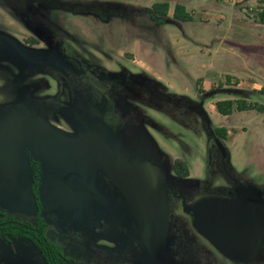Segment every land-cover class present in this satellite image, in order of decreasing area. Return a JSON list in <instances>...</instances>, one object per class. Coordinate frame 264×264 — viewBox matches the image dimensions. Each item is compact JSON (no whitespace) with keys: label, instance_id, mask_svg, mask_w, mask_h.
Here are the masks:
<instances>
[{"label":"rangeland","instance_id":"374dc122","mask_svg":"<svg viewBox=\"0 0 264 264\" xmlns=\"http://www.w3.org/2000/svg\"><path fill=\"white\" fill-rule=\"evenodd\" d=\"M55 1L0 0L1 120L22 114L79 135L92 124L76 108L80 77L105 78L122 122L110 146L163 175L183 198L168 200L182 234H196L182 204L192 210L225 204L240 191L264 202V24L258 19L264 0H59L125 11L105 21L47 5ZM161 2L169 4L168 20L150 10ZM175 4L193 21L173 20ZM48 97H57L62 109L38 111L37 101ZM221 100H244L263 111L224 117L214 107ZM215 128L227 130L225 140ZM175 160L186 162L187 178L175 177ZM0 264L30 263L0 250Z\"/></svg>","mask_w":264,"mask_h":264},{"label":"flooded vegetation","instance_id":"af4514ba","mask_svg":"<svg viewBox=\"0 0 264 264\" xmlns=\"http://www.w3.org/2000/svg\"><path fill=\"white\" fill-rule=\"evenodd\" d=\"M86 165L80 177L88 191L68 187L67 174L76 172L35 159L29 142L22 162L0 165V250L4 255L14 253L30 264H264V234H258L251 251L237 254L218 249L200 233L194 218L196 234H182L168 202H182V198L173 194L171 185L165 189L166 228L148 244L137 235L133 213L120 190L105 172L90 162ZM45 196L50 202L43 201Z\"/></svg>","mask_w":264,"mask_h":264},{"label":"water","instance_id":"95a60500","mask_svg":"<svg viewBox=\"0 0 264 264\" xmlns=\"http://www.w3.org/2000/svg\"><path fill=\"white\" fill-rule=\"evenodd\" d=\"M28 142L35 159L76 172L66 177L67 186L74 190L88 191L80 177L84 164L90 162L105 172L131 208L137 235L143 241L152 243L166 228L165 177L136 162H127L99 135L86 130L70 136L22 114L0 119V165L22 162ZM144 169L149 175L143 173ZM184 210L192 214L201 234L228 253L251 251L257 245L258 234H264V202L248 192L233 202Z\"/></svg>","mask_w":264,"mask_h":264},{"label":"trees","instance_id":"16d2710c","mask_svg":"<svg viewBox=\"0 0 264 264\" xmlns=\"http://www.w3.org/2000/svg\"><path fill=\"white\" fill-rule=\"evenodd\" d=\"M248 1V0H244ZM260 7V13L258 14L259 21L264 24V1ZM51 8L64 9L74 15H90L98 18L101 21H105L109 17L117 16L122 11L120 7L107 3H80L78 1H55L47 4ZM151 12L156 18L166 19L169 12V4L167 2L155 3L151 7ZM149 10V11H150ZM125 12V11H124ZM122 12V13H124ZM25 19V18H22ZM172 19L180 22L193 21L189 13L181 4H175L172 12ZM168 20V18H167ZM70 68L72 67L69 64ZM68 68V69H70ZM59 75L58 72L55 76ZM81 86L77 87L79 95L76 96V108L82 118L88 120L92 124H88L87 127L80 128L81 132L86 130L93 132L103 140L106 144L110 145L109 137L117 135V131L121 128V118L116 112L115 101L112 97L108 96L107 79L94 78L89 74H83L81 77ZM260 89L258 92H262ZM63 103L59 101L57 97H48L45 100L37 101V109L43 113L58 112L62 109ZM217 113L221 116H229L234 111H248L257 110L263 111V106L253 103H248L244 100L232 101L221 100L214 104ZM87 128V129H86ZM213 134L225 140L227 137V130L224 128H215ZM172 171L176 178L185 179L189 176V169L186 162L182 160H175L172 165Z\"/></svg>","mask_w":264,"mask_h":264}]
</instances>
